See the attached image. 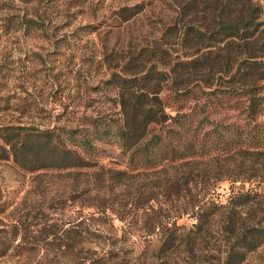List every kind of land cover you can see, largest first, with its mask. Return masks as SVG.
I'll use <instances>...</instances> for the list:
<instances>
[{"label":"trees","instance_id":"1","mask_svg":"<svg viewBox=\"0 0 264 264\" xmlns=\"http://www.w3.org/2000/svg\"><path fill=\"white\" fill-rule=\"evenodd\" d=\"M165 2L170 14L161 19V35L151 49V56L159 53L168 60L165 71L159 66L146 68L141 61L139 72L130 76L113 72L106 81L121 97L122 119L115 125L104 123L102 129L119 145L129 171L108 169L90 158L94 145L88 129L0 125V160H10L30 175L85 177L88 189L83 194L99 199L89 206L93 212L66 229L46 224L35 230L30 223L0 228V260L28 259L39 250L68 256L80 247L81 264H131L132 246L126 243L131 241L132 226L139 224L146 235L159 236L153 247L170 259V252L183 243L188 248L193 235L205 233L215 218L225 223L222 264H241L264 244V121L258 122L264 115V24L260 22L264 0ZM143 5L124 6L115 14L121 22H129L146 10ZM6 22V34L13 25L14 33L23 25L35 28V22L25 17ZM222 73L229 83V108L239 112L241 124L211 121L207 110L218 103L207 98L202 104L194 91L201 81L197 93L213 95ZM98 127L92 126L95 138L100 135ZM140 176H150V181L129 184L135 187V194L129 195L131 206L137 211L151 201L160 206L152 210L156 215L127 222L124 214L115 211V194ZM225 181L231 186L246 183L249 188L235 192L231 187L226 202L220 203L217 189ZM162 204L170 205V213ZM254 208L262 209V220L237 231L236 215L240 218ZM114 212L125 228L105 218ZM183 216L196 221L188 231L177 222ZM102 244L111 250L97 255L91 246Z\"/></svg>","mask_w":264,"mask_h":264},{"label":"rangeland","instance_id":"2","mask_svg":"<svg viewBox=\"0 0 264 264\" xmlns=\"http://www.w3.org/2000/svg\"><path fill=\"white\" fill-rule=\"evenodd\" d=\"M139 3H144L146 10L134 20L123 23L117 18L115 13L120 8ZM165 3V0H0V125L88 129L94 145L90 158L108 169L129 171L119 145L102 129L104 123L115 125L122 119L121 97L106 81L113 72H127L126 76L139 72L141 61L146 68L159 66L165 71L168 60L159 53L151 56L154 51L151 49L161 35V19L165 20L163 17L170 11ZM260 5L263 7L260 22L264 24L263 2ZM18 17L32 19L35 28L23 25L25 28L14 33L13 25L8 30L11 33L6 34V20ZM88 26L92 34L84 29ZM199 83L194 91L200 102L203 104L209 98L218 103L207 110L211 121L241 124L243 118L239 112L229 108L226 74L222 73L214 83L213 95L197 93L202 87V82ZM261 96L264 98V82ZM263 121L264 115L258 122ZM96 124L100 135L95 138L97 131H92ZM149 177L134 178L115 194V211L124 214L127 222L132 217L156 215L152 210L156 211L160 205L153 201L143 203L139 211L130 204L129 195L135 194L134 182L141 186L149 183ZM85 181V177L66 174L30 175L18 170L10 160H0V228L30 223L35 230L46 224L66 229L93 212L89 207L92 203L98 204L99 199L83 194L88 189ZM243 186L249 188L246 183L231 186L227 181L222 182L217 189V200L225 203L231 187L238 192ZM161 208L170 213L169 204H162ZM260 209H246L240 218L236 215L237 231L262 220ZM116 217H119L116 212L105 216L117 228H125V222H118ZM177 222L186 231L196 223L189 216ZM224 224L222 219L215 218L205 233L193 235L188 248L183 243L170 252V259L153 247L159 236L146 235L143 224L132 226L131 241L126 243L132 246L129 259L131 264H222ZM91 248L97 255L111 250L103 244ZM79 250L80 247H75L68 256L39 250L29 260L6 257L0 264H81ZM241 264H264V244L248 253Z\"/></svg>","mask_w":264,"mask_h":264}]
</instances>
